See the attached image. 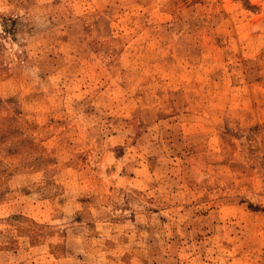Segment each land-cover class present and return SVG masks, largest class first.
Here are the masks:
<instances>
[{
	"label": "rangeland",
	"instance_id": "rangeland-1",
	"mask_svg": "<svg viewBox=\"0 0 264 264\" xmlns=\"http://www.w3.org/2000/svg\"><path fill=\"white\" fill-rule=\"evenodd\" d=\"M0 264H264V0H0Z\"/></svg>",
	"mask_w": 264,
	"mask_h": 264
}]
</instances>
